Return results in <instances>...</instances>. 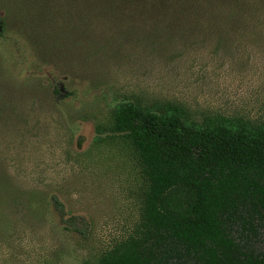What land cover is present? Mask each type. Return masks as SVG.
<instances>
[{
  "label": "rangeland",
  "instance_id": "rangeland-1",
  "mask_svg": "<svg viewBox=\"0 0 264 264\" xmlns=\"http://www.w3.org/2000/svg\"><path fill=\"white\" fill-rule=\"evenodd\" d=\"M80 2L56 21L10 7L28 46L12 59L0 44L1 67L16 68L0 79V264H98L133 233L145 180L129 140L111 131L117 104H180L196 124L264 121V0H137L122 15L82 13ZM173 8L224 14L175 19ZM33 61L42 68L29 70ZM54 85L71 96L56 100Z\"/></svg>",
  "mask_w": 264,
  "mask_h": 264
},
{
  "label": "trees",
  "instance_id": "trees-1",
  "mask_svg": "<svg viewBox=\"0 0 264 264\" xmlns=\"http://www.w3.org/2000/svg\"><path fill=\"white\" fill-rule=\"evenodd\" d=\"M136 1L80 3L82 13L94 9L122 15L125 5ZM172 1L153 0V4ZM194 1L185 0V4ZM74 2L0 0V44L7 43L4 53L12 59L27 56L26 37L9 27L10 7H38L46 20L56 21L58 9ZM189 9L173 8L169 17L201 21L224 14L195 11L188 15ZM17 13L27 20L25 13ZM90 17L87 12L86 18ZM20 64L26 66L27 60ZM29 65V70L42 68L35 61ZM15 69L0 65V79L13 77ZM35 76L31 74L30 79ZM51 91L58 101L71 96L58 85ZM112 122V133L126 137L137 154L145 191L133 233L105 253L98 264H264L260 242L264 230V121L252 124L215 118L196 124L188 120L180 104L148 107L124 101L112 111ZM51 204L67 227L81 231L82 217L66 218L64 204L56 195Z\"/></svg>",
  "mask_w": 264,
  "mask_h": 264
}]
</instances>
